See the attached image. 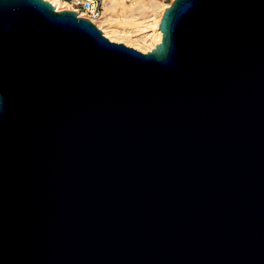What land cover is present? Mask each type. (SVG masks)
Instances as JSON below:
<instances>
[{
  "label": "water",
  "instance_id": "95a60500",
  "mask_svg": "<svg viewBox=\"0 0 264 264\" xmlns=\"http://www.w3.org/2000/svg\"><path fill=\"white\" fill-rule=\"evenodd\" d=\"M159 27L0 0V264H264V0Z\"/></svg>",
  "mask_w": 264,
  "mask_h": 264
},
{
  "label": "bare ground",
  "instance_id": "6f19581e",
  "mask_svg": "<svg viewBox=\"0 0 264 264\" xmlns=\"http://www.w3.org/2000/svg\"><path fill=\"white\" fill-rule=\"evenodd\" d=\"M47 1L57 11L73 10L62 0ZM170 6L171 3L162 0H105L102 16L93 23L111 41L147 53L162 41L163 31L159 25L166 7Z\"/></svg>",
  "mask_w": 264,
  "mask_h": 264
},
{
  "label": "built area",
  "instance_id": "2783aa9c",
  "mask_svg": "<svg viewBox=\"0 0 264 264\" xmlns=\"http://www.w3.org/2000/svg\"><path fill=\"white\" fill-rule=\"evenodd\" d=\"M64 3L72 6L73 11H76L79 17H85L92 22L99 19L104 12L105 0H62ZM132 1V0H127ZM167 3H172L174 0H162Z\"/></svg>",
  "mask_w": 264,
  "mask_h": 264
}]
</instances>
